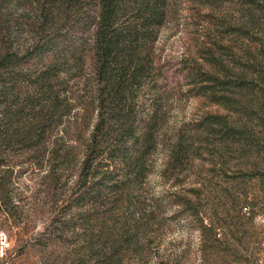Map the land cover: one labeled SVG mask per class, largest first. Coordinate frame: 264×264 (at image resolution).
Here are the masks:
<instances>
[{
	"label": "trees",
	"instance_id": "1",
	"mask_svg": "<svg viewBox=\"0 0 264 264\" xmlns=\"http://www.w3.org/2000/svg\"><path fill=\"white\" fill-rule=\"evenodd\" d=\"M191 1L217 31L192 64L156 47L179 0H0V211L28 234L25 207L50 196L55 214L30 240L69 264H122L137 244L141 187L181 79L227 114L164 134L161 175L175 180L196 156L209 158L211 178L179 201L230 204L224 223L193 213L215 243L225 242L218 224L254 215L241 196L253 180L264 190V0ZM122 207L132 220L116 217Z\"/></svg>",
	"mask_w": 264,
	"mask_h": 264
},
{
	"label": "rangeland",
	"instance_id": "2",
	"mask_svg": "<svg viewBox=\"0 0 264 264\" xmlns=\"http://www.w3.org/2000/svg\"><path fill=\"white\" fill-rule=\"evenodd\" d=\"M207 14V9L197 2L179 0L176 15L162 28L156 44L161 57L173 63L182 60L192 64L198 57L200 45L206 42L208 47L211 46L207 42V34L215 37L217 32L212 22L205 18L204 15ZM213 50L216 57L222 55L226 60L225 49L214 47ZM188 82L181 79V90L168 102V111L160 132V144L149 158L150 173L141 187L140 197L143 202L137 206L142 213L140 217H143L144 228L137 231L138 242L131 251H125L122 264H158L161 261L162 264H264V190L258 181L245 184L247 193L241 196V206L247 205L254 209L252 219L245 217L241 221L244 226L240 223L238 227L232 228L218 224L221 227L217 229L218 236L225 241L220 245L211 240L210 233L204 236L200 229V216L193 213L204 215L208 218V223H224L221 219L223 216L227 217L224 212L230 204L221 205L219 200L214 197L208 199L206 194L200 200L192 198L190 204L179 201L192 197L195 193L193 189L199 188L203 180L211 178L209 171L213 165L209 158L196 156L194 161L183 166L175 180L161 175L166 156L165 145L163 146L165 135L172 138L181 125L196 121L201 116L227 114L223 105L213 102L206 95L196 94L197 89L193 83ZM30 172L23 175L21 183L31 178L33 174ZM31 191L25 195L29 197ZM175 195L179 198H175ZM43 197L44 205L38 210H29V205L25 207L23 220L30 229L28 234L7 220L6 212L0 211V222L10 240V251L2 264H69L63 259L62 253L40 248L30 240L33 233L41 231L45 221L55 214L50 196ZM58 205L61 210L64 204L61 201ZM115 215L120 222L126 217L132 220L129 213H124V207L118 209ZM234 215L236 210L233 208L228 219ZM231 229L234 234L230 232Z\"/></svg>",
	"mask_w": 264,
	"mask_h": 264
},
{
	"label": "built area",
	"instance_id": "3",
	"mask_svg": "<svg viewBox=\"0 0 264 264\" xmlns=\"http://www.w3.org/2000/svg\"><path fill=\"white\" fill-rule=\"evenodd\" d=\"M1 221V217H0ZM10 251V240L6 230L0 222V264L7 259L8 252Z\"/></svg>",
	"mask_w": 264,
	"mask_h": 264
}]
</instances>
